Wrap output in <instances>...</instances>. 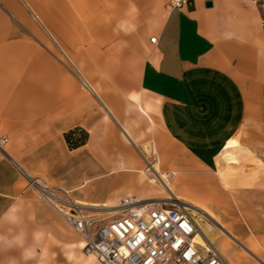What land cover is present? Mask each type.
<instances>
[{
  "label": "crops",
  "instance_id": "obj_1",
  "mask_svg": "<svg viewBox=\"0 0 264 264\" xmlns=\"http://www.w3.org/2000/svg\"><path fill=\"white\" fill-rule=\"evenodd\" d=\"M171 1L0 0V264L95 263L42 187L99 215L164 175L264 249V0Z\"/></svg>",
  "mask_w": 264,
  "mask_h": 264
},
{
  "label": "built area",
  "instance_id": "obj_2",
  "mask_svg": "<svg viewBox=\"0 0 264 264\" xmlns=\"http://www.w3.org/2000/svg\"><path fill=\"white\" fill-rule=\"evenodd\" d=\"M195 1L172 0L170 7ZM151 42L156 44L157 39ZM41 194L83 237V251L100 264H227L213 248L196 241L200 231L191 210L171 200L127 197L116 213L91 215L46 187Z\"/></svg>",
  "mask_w": 264,
  "mask_h": 264
},
{
  "label": "rangeland",
  "instance_id": "obj_3",
  "mask_svg": "<svg viewBox=\"0 0 264 264\" xmlns=\"http://www.w3.org/2000/svg\"><path fill=\"white\" fill-rule=\"evenodd\" d=\"M150 170V169H148ZM154 180V179H153ZM170 187V186H169ZM164 193H160L158 197H162ZM196 194V193H195ZM197 198L201 197L199 194L195 195ZM154 200V199H153ZM173 204H178V202H186L183 200H172ZM188 204H191L187 202ZM195 207V206H194ZM192 210V209H191ZM199 210V209H197ZM205 212V211H204ZM200 214H203L201 210H199ZM203 219L207 222L205 226L202 225V229L207 231L208 225L212 227L214 232L220 233L221 238L217 239L216 246L217 248L223 253L225 258L228 260L230 264H264V249H262L258 244L257 248L250 247L248 240L244 242H240L232 235L228 234L227 230L222 229V226H224V223H217L215 218L212 219L208 215L203 214ZM225 227V226H224ZM223 231V233H222ZM229 238L231 239H228ZM224 240L229 242V244L232 246V249L230 246H228L226 243H224ZM230 249L234 256L231 254ZM235 256L240 259V263L236 260ZM94 264H99L96 259ZM233 260V262H232Z\"/></svg>",
  "mask_w": 264,
  "mask_h": 264
},
{
  "label": "bare ground",
  "instance_id": "obj_4",
  "mask_svg": "<svg viewBox=\"0 0 264 264\" xmlns=\"http://www.w3.org/2000/svg\"><path fill=\"white\" fill-rule=\"evenodd\" d=\"M157 178H158V176H157ZM149 181H150L151 184L158 185V186H160L163 189V193H164L163 196L162 197H156V198H154V200H171L172 201V200H178L179 199L178 196L169 187V181H168V177L167 176L164 175V176L160 177L159 182H157L156 180H153L151 178H149ZM178 204L184 205L188 210L192 209L191 210V215L197 221V224L199 226V231H200V233L196 237V241L199 244H201V245H203V246H205V247H207L209 249L213 248L214 251L219 253L224 259L225 256L217 248V246L215 244L217 239L221 238V234L217 233V232H214L212 227L210 226V224L208 225L207 231L202 229V225L205 226V224L207 222L203 219V214H200L199 210H197V208H195L191 204H187L185 202H178ZM106 209H107V211H109L110 213L113 214V213H116L117 207H108L107 206ZM222 233H223V231H222ZM228 239H230V238L228 237ZM224 243L227 244L229 242L224 240ZM84 254L87 255V256H92V255L86 254L85 252H84ZM227 264H230V263L227 262Z\"/></svg>",
  "mask_w": 264,
  "mask_h": 264
},
{
  "label": "trees",
  "instance_id": "obj_5",
  "mask_svg": "<svg viewBox=\"0 0 264 264\" xmlns=\"http://www.w3.org/2000/svg\"><path fill=\"white\" fill-rule=\"evenodd\" d=\"M65 137L71 148H78L86 143L88 134L83 130H76L67 133Z\"/></svg>",
  "mask_w": 264,
  "mask_h": 264
},
{
  "label": "water",
  "instance_id": "obj_6",
  "mask_svg": "<svg viewBox=\"0 0 264 264\" xmlns=\"http://www.w3.org/2000/svg\"><path fill=\"white\" fill-rule=\"evenodd\" d=\"M206 5H207L208 7H211V6H212V3L209 1V2L206 3Z\"/></svg>",
  "mask_w": 264,
  "mask_h": 264
}]
</instances>
